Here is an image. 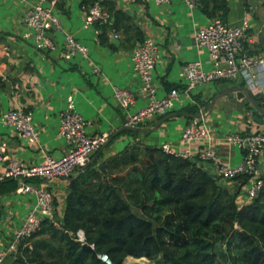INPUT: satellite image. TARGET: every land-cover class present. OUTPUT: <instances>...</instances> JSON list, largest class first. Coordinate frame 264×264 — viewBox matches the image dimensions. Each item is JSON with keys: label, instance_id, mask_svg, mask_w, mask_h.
<instances>
[{"label": "crops", "instance_id": "crops-1", "mask_svg": "<svg viewBox=\"0 0 264 264\" xmlns=\"http://www.w3.org/2000/svg\"><path fill=\"white\" fill-rule=\"evenodd\" d=\"M111 1L127 19H119L118 30L108 26L103 40L98 37L95 27L82 26L87 6L82 5L81 0H61L57 4L55 13L63 30L73 34L89 51L88 59L77 56L67 61L56 52H36L31 41L24 37L27 31L22 22L24 5L15 0H0V117L8 109L24 108L31 114L38 131L37 139L28 143L0 120V143L4 146L0 172L9 159L32 165L43 162L46 155L59 157L64 153L66 141L58 135L57 127L59 114L69 96H72L77 112L86 120L88 133L105 131L110 134V141L99 152L97 163L136 142L149 147L168 144L176 152L188 149L193 155L210 145L230 164L241 163L242 150L228 146L222 138L224 133L264 132V124L254 119L264 115L249 101L244 90L248 88L243 82H211L196 90L200 93L197 97L210 99L209 103L201 102L206 108L205 122L212 136L210 142L194 140L185 144L181 140L185 125L203 108L191 104L182 94L173 100V107L167 114L132 128L134 134L124 131L125 113L112 94L115 86L134 92L138 90L140 80L132 69L130 58L133 49L145 38H152L158 44L160 58L152 69V76L157 87L156 96L160 98L169 90L167 85L178 81V72L186 62L200 58L204 67L209 68V55L206 50L197 51L193 34L210 17L200 7L189 11L182 0H171L165 5L154 0ZM226 4L227 11L220 12L223 20L238 24L247 18L252 42L245 41L244 45L249 55L264 57V0H226ZM114 34L118 37L114 38ZM52 37L60 42L62 34L53 33ZM94 66L99 68L98 73L92 72ZM146 102L147 99L136 96L130 111L143 107ZM203 165L209 170L212 168L208 162ZM259 166L264 176V149ZM67 181L54 178L41 183L54 193L53 216L58 220L65 209ZM240 181L220 179L229 189H234ZM240 190L244 199V186ZM35 205L36 198L32 193L10 191L0 195V249L7 251L0 264H12L15 252L8 248L14 241L15 230Z\"/></svg>", "mask_w": 264, "mask_h": 264}, {"label": "trees", "instance_id": "trees-1", "mask_svg": "<svg viewBox=\"0 0 264 264\" xmlns=\"http://www.w3.org/2000/svg\"><path fill=\"white\" fill-rule=\"evenodd\" d=\"M199 1L208 17L223 19L226 0ZM102 4L110 19L99 26L101 40L108 26L118 30L119 19H127L111 0ZM254 100L264 109V98ZM97 159L67 179L61 220L45 217L40 229L18 244L12 264H107L99 254L110 264H123L128 256L159 264H264V176L257 196L240 205L247 176H237L233 180L240 183L229 189L195 160L161 146L136 142ZM16 187L14 179L3 180L0 195ZM78 231L96 256L82 247Z\"/></svg>", "mask_w": 264, "mask_h": 264}, {"label": "built area", "instance_id": "built-area-1", "mask_svg": "<svg viewBox=\"0 0 264 264\" xmlns=\"http://www.w3.org/2000/svg\"><path fill=\"white\" fill-rule=\"evenodd\" d=\"M24 5L22 22L27 31L24 37L28 38L35 51L41 54L56 52L64 60H72L79 56L89 58L86 45L77 40L73 34L65 32L55 8L61 0H15ZM103 0H93L86 8L82 26L95 27L99 34V26L106 24L110 19L109 12L102 4ZM159 5L169 4L171 0H154ZM186 8L192 11L200 6L199 0H182ZM250 23L243 18L238 24H231L220 16L210 18L203 26L195 29L193 34L194 45L197 51L206 50L209 55L210 65L206 69L200 58L186 62L178 72V81H175L169 90L160 98L156 96V84L153 80L152 69L160 58V48L152 38H145L130 53L133 71L138 75L140 84L136 92L129 88L115 86L113 98L125 113L122 123L123 128H136L141 124L151 121L158 116L168 113L173 106V100L179 94L187 97L191 104L203 107L204 101L196 90L203 85L217 81L228 83L243 82L254 97L264 98V57L249 55L244 42H252L248 31ZM60 32V42L53 33ZM118 35L114 34V38ZM100 70L97 66L93 73ZM136 96L147 99L146 104L130 111L135 103ZM204 108V109H203ZM199 110L183 128L180 134L185 144L194 140L210 142L212 136L205 122L206 108ZM0 120L10 126L16 136L32 143L38 137V131L32 122V116L24 108H11L1 114ZM264 124V119L262 121ZM58 135L66 141L64 153L59 157L46 155L39 164L25 165L16 159H9L4 169L0 172V182L14 179L17 182V194L32 193L36 198V205L26 214L21 225L15 230L14 241L9 246L10 252H15L18 244L40 229L45 217H53L54 193L41 185L47 179H69L74 174L85 169L99 152L110 141L108 132L88 133L86 120L77 112L72 96L66 100L65 108L59 114L57 127ZM228 146L241 149L243 160L237 165H232L218 154L210 145L203 147L197 154H191L188 149L176 152L168 144H162L164 152L190 158L198 165L211 164L209 172L223 179L233 180L237 176H247L243 196L239 191L237 202L240 205L252 202L263 187V174L259 166L260 155L264 149V132L227 131L222 137ZM4 146L0 143V160H3ZM241 200V203L239 202ZM77 239L84 242L82 231L77 232ZM90 245V244H89ZM93 249V245H90ZM7 251L0 249V263ZM101 260L110 264L107 255L99 254Z\"/></svg>", "mask_w": 264, "mask_h": 264}, {"label": "water", "instance_id": "water-1", "mask_svg": "<svg viewBox=\"0 0 264 264\" xmlns=\"http://www.w3.org/2000/svg\"><path fill=\"white\" fill-rule=\"evenodd\" d=\"M244 90L247 92V96H248V99L249 101L252 103V105L254 106V108L260 113V114H263L264 115V109L260 108L258 106V104L256 103V101L254 100V97L252 96V94L246 89L244 88ZM243 95L242 93L240 94V96ZM254 119L258 122H262L264 117L261 118L260 116L259 117H254ZM102 169V168H101ZM83 233V232H82ZM82 247L86 250H90L95 256H96V253L94 252V250L91 248V246L88 244V243H84L82 245Z\"/></svg>", "mask_w": 264, "mask_h": 264}, {"label": "rangeland", "instance_id": "rangeland-1", "mask_svg": "<svg viewBox=\"0 0 264 264\" xmlns=\"http://www.w3.org/2000/svg\"><path fill=\"white\" fill-rule=\"evenodd\" d=\"M123 264H159L156 260L125 258Z\"/></svg>", "mask_w": 264, "mask_h": 264}]
</instances>
